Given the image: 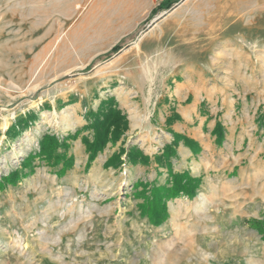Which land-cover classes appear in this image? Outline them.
Listing matches in <instances>:
<instances>
[{"label":"rangeland","instance_id":"obj_1","mask_svg":"<svg viewBox=\"0 0 264 264\" xmlns=\"http://www.w3.org/2000/svg\"><path fill=\"white\" fill-rule=\"evenodd\" d=\"M161 1L0 0V178L107 98L129 127L139 116L134 144L149 135L143 151L170 160L165 115L181 81L205 92L224 131L251 133L234 169L195 177L194 196L168 199L156 225L138 207L158 186L152 167L105 168L120 142L88 162L87 132L70 136L62 176L35 157L0 189V264H264V0H173L151 14Z\"/></svg>","mask_w":264,"mask_h":264},{"label":"crops","instance_id":"obj_2","mask_svg":"<svg viewBox=\"0 0 264 264\" xmlns=\"http://www.w3.org/2000/svg\"><path fill=\"white\" fill-rule=\"evenodd\" d=\"M204 93L205 92H203L197 84H188L185 81L177 83V87L173 88L170 97L173 98L174 104L170 105V110L165 115L166 118L168 117L171 119V122L167 125L164 124L166 131H169L167 132L164 145L172 143L174 140L173 133L178 134L180 137L177 145L175 147L173 146L174 156L171 157L170 160H155L154 157L160 155V150H150V152L143 151V145L148 144L145 139L146 137L148 138L149 135H144L142 137L141 144L137 143L138 145H136L133 143V138L139 134L138 131H136L141 125L139 116L136 121L132 122V127H129L128 123L126 131L119 140L115 142L109 141L106 148L109 147V145L114 146L117 142H120V145L126 151L134 147L142 150L144 154L147 153L146 155L149 156V160L144 166L150 165L154 174L158 176L159 180L153 181L155 185H170V177H168L169 170L178 173L186 171L192 177L200 176L201 184L205 182L210 175V178L212 177L213 173L211 172L213 170H219L221 167L223 172L228 174L234 169V167L229 168V166L236 163L232 160L235 157L233 153L234 150L242 148L245 138L251 139V133L236 129H234V132L224 131L226 127L225 122L224 128L219 127L216 132L211 133L217 116L212 112L213 104L211 100L210 104H208V97ZM106 97L107 96H105V98ZM77 117L81 119L80 122H78V127L74 129L73 133L67 131L64 135L70 137L75 131H78L79 135L86 131L87 133L85 136L87 135L88 138L91 139V128H83V125L87 124L90 117H86V115L85 117ZM218 119H220L219 116ZM129 129L131 133L127 135L126 132ZM149 133L150 131L146 132V134ZM67 155H71L69 150L67 151ZM106 158L107 156H104L102 160ZM121 158L124 159L121 165L130 163L127 158H125V154H123ZM60 166L61 163L53 167L57 170ZM136 166L139 167L141 165L138 164ZM136 166L134 165V167ZM159 170H162V173H158L157 171ZM137 195L140 196V193L137 192Z\"/></svg>","mask_w":264,"mask_h":264},{"label":"trees","instance_id":"obj_3","mask_svg":"<svg viewBox=\"0 0 264 264\" xmlns=\"http://www.w3.org/2000/svg\"><path fill=\"white\" fill-rule=\"evenodd\" d=\"M176 1V0H175ZM173 0H162L156 7L151 10V14H154L158 9L169 8ZM119 48L118 45L112 47L113 51ZM113 99L107 98L106 100H101L96 112H91L92 120L83 126L84 129H92L91 139L88 136H81V141L85 146V150L88 154V162H91L98 151L102 150L107 142L110 140L116 141L127 129V118L126 115L113 105ZM31 114H26L24 118H19L14 124L9 126L5 133L10 134L11 137H15L19 133L21 126L25 125L26 120H30ZM90 117V111H89ZM169 121V119H167ZM221 128L220 123L217 122L212 132H215L217 128ZM79 134L75 131L71 137L76 138ZM174 140L171 144L165 145L163 150V156L169 158L174 150L173 146L179 141V135L173 133ZM68 135L65 137H57L51 133H44L38 141V151L33 154H28L26 159L20 164L19 169L10 171L7 175L1 176L0 178V189H3L8 184H14L15 182L22 179L23 175L21 171L29 166V163L35 157H42L48 162H51L52 166H56L61 162L60 168L56 170L58 176H62L66 170L70 169L73 164L72 155H67L68 148ZM58 150H61L60 152ZM125 154V158L132 164L142 161L147 163L149 156L145 155L138 148H130L125 150L120 148L118 153L112 154L103 164V166L109 167L111 165H120L124 162L121 155ZM161 157L155 156L154 159L160 161ZM170 186L158 185L153 186L149 190V194L145 196V200L138 205L139 210L142 215L147 216L149 221L158 225L162 223L167 218V207L166 201L170 198H176L180 196H187L192 198L195 194V189L198 185L199 180L195 177H191L186 171L184 172H170ZM145 195V191L142 193Z\"/></svg>","mask_w":264,"mask_h":264},{"label":"bare ground","instance_id":"obj_4","mask_svg":"<svg viewBox=\"0 0 264 264\" xmlns=\"http://www.w3.org/2000/svg\"><path fill=\"white\" fill-rule=\"evenodd\" d=\"M78 6V5H77ZM63 114V113H62ZM70 114V113H69ZM71 115V114H70ZM69 117V116H68ZM70 119H71V117H70ZM70 119H68V121L70 120Z\"/></svg>","mask_w":264,"mask_h":264},{"label":"water","instance_id":"obj_5","mask_svg":"<svg viewBox=\"0 0 264 264\" xmlns=\"http://www.w3.org/2000/svg\"><path fill=\"white\" fill-rule=\"evenodd\" d=\"M184 0H180V2H183ZM176 6V5H175Z\"/></svg>","mask_w":264,"mask_h":264}]
</instances>
